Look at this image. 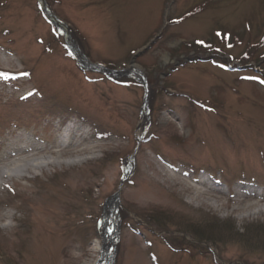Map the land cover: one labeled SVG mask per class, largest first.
<instances>
[{"label": "rangeland", "instance_id": "1", "mask_svg": "<svg viewBox=\"0 0 264 264\" xmlns=\"http://www.w3.org/2000/svg\"><path fill=\"white\" fill-rule=\"evenodd\" d=\"M45 3L64 34L0 0V166L50 161L0 187V264H264V0Z\"/></svg>", "mask_w": 264, "mask_h": 264}, {"label": "bare ground", "instance_id": "2", "mask_svg": "<svg viewBox=\"0 0 264 264\" xmlns=\"http://www.w3.org/2000/svg\"><path fill=\"white\" fill-rule=\"evenodd\" d=\"M41 2L43 4L45 12L47 14H49L53 18V15H51V12H50L48 6L45 3V0H41ZM57 24L59 25L60 28L65 29V25L64 24L59 23V22H57ZM73 47H70V48L74 51V53L76 54L77 58L83 64H86L87 60L84 57V55L82 54V52L76 47L75 44H73ZM139 70H140L139 66L132 65L125 72H127L128 74L135 75V76L141 78V75H139ZM146 114H147V110H146V108H144V110H143L144 118H145ZM141 135H142V132L140 131L139 132V136H141ZM65 141H66L65 138H62V141L60 142L59 146H66V144L64 143ZM42 149L43 148L36 147V146L31 147V148L28 147L27 151L24 150V149H21V150H18V151H12L10 153V155H7L8 157H10L9 158V162L6 163V164L3 163V166H0V187L5 184V180L6 179H11V178H14V177H23V176H25V174L27 172L31 171L33 168H37V167H40V166H45V165L50 164V161H46V160L41 159V158H39V160L38 159H33L27 153L25 154V152H29V151H36L37 152V150H42ZM61 155H63V151H62V149H59L58 150V156H61ZM11 157H14V158L11 159ZM201 184L205 185L206 181H203ZM213 189L214 190H218L216 187H213ZM115 201H116V199H115ZM257 204H258L257 202L252 201V202H249L247 204H244L242 206L237 207V209L246 211V210L252 209V207H256ZM214 205H216V203H214ZM233 209H236V208H233ZM6 215H9V214L7 213ZM247 215H248V213H247ZM249 215H251V213Z\"/></svg>", "mask_w": 264, "mask_h": 264}, {"label": "trees", "instance_id": "3", "mask_svg": "<svg viewBox=\"0 0 264 264\" xmlns=\"http://www.w3.org/2000/svg\"><path fill=\"white\" fill-rule=\"evenodd\" d=\"M211 1H215V0H211ZM202 5H205V2L202 4ZM202 8V7H201ZM200 5H195V7L193 8V9H195L194 11H199L200 9ZM186 44H189V43H186ZM252 59V57L248 54V52H245L243 55H241L240 56V60H242V62L243 63H247V62H249L250 60ZM149 80V79H148ZM125 82H129V80L128 79H125ZM149 84H150V87H151V90H150V92L152 93V94H155V83L153 82V81H149ZM155 96V95H154ZM211 218H213V217H211ZM203 220H202V222H203V224H211L212 223V219L211 220H209L207 217H203L202 218ZM230 225V228H232L231 227V224L229 223V222H227V223H224L223 225L221 224V226L223 227V226H226V225ZM213 226H214V224H213ZM261 227L259 228H257V229H259V230H263V228H264V225H260ZM253 227H257V225H255V224H253ZM194 232L195 233H197L199 236H207V235H209V234H205V232H198V231H196V230H194ZM206 238H209L208 240H212V237H209V236H207ZM245 240V241H244ZM244 240H241V239H239V240H237L238 242H246L245 244L247 245V247H249V244H251L248 240H246V239H244ZM251 245H253V244H251Z\"/></svg>", "mask_w": 264, "mask_h": 264}, {"label": "water", "instance_id": "4", "mask_svg": "<svg viewBox=\"0 0 264 264\" xmlns=\"http://www.w3.org/2000/svg\"><path fill=\"white\" fill-rule=\"evenodd\" d=\"M49 17V16H48ZM54 23L57 24V22L59 23H63V20H61L59 17L55 16L54 17ZM84 54V53H83ZM137 54V53H136ZM85 56V55H84ZM79 63V65H81V61L77 60ZM131 64L133 65V60L131 61ZM86 65L88 67H91V68H95V67H100L103 71L105 72H112V73H119V70H112V69H109L108 67H106L105 65H102L100 63H93L91 61L87 62ZM139 82H141L145 88V91H146V95L148 94V83H147V80H143L141 78L138 79ZM123 182H124V178L122 179L121 181V185H120V188H119V191L117 192V195L120 193V190L122 188V185H123Z\"/></svg>", "mask_w": 264, "mask_h": 264}, {"label": "snow or ice", "instance_id": "5", "mask_svg": "<svg viewBox=\"0 0 264 264\" xmlns=\"http://www.w3.org/2000/svg\"><path fill=\"white\" fill-rule=\"evenodd\" d=\"M197 43L204 45L205 41L204 40H199L197 41ZM67 47V45L65 46ZM207 47H211L210 45H207ZM229 47H231V45H229ZM216 51H219V49H217ZM72 53L69 52V55H71ZM221 67H224V65H221ZM22 75H29V73H22ZM0 76H6L5 73H0ZM245 79H259V77H246ZM262 83H264V81H261ZM29 95H32V93H29ZM24 97H21V99H23Z\"/></svg>", "mask_w": 264, "mask_h": 264}, {"label": "clouds", "instance_id": "6", "mask_svg": "<svg viewBox=\"0 0 264 264\" xmlns=\"http://www.w3.org/2000/svg\"><path fill=\"white\" fill-rule=\"evenodd\" d=\"M4 223H5V224H8V223H11V221H5Z\"/></svg>", "mask_w": 264, "mask_h": 264}]
</instances>
